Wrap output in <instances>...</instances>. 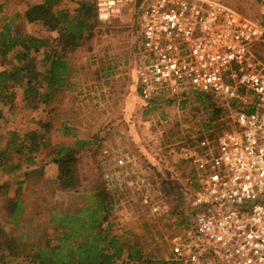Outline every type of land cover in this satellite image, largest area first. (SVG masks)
Returning <instances> with one entry per match:
<instances>
[{"label": "rangeland", "instance_id": "374dc122", "mask_svg": "<svg viewBox=\"0 0 264 264\" xmlns=\"http://www.w3.org/2000/svg\"><path fill=\"white\" fill-rule=\"evenodd\" d=\"M45 1L29 0L30 7L19 16L3 19L1 14L0 29L10 24L12 31L21 27V33L52 38L54 33L47 31L36 18L45 13L41 10ZM8 2V8L20 3L19 0ZM238 2L245 15L257 13L255 0ZM136 13L137 7L131 5L115 14L109 23L96 19L91 42L73 55L74 72L69 78V89L62 91L52 105L55 113L43 119L53 121V125L46 134L49 146L42 151L43 156L37 157V173L32 175L29 190L21 197L25 209L18 225H24L22 230L16 231L18 227L6 217L0 200V225L12 233L9 237L39 244L44 235L55 233L49 224L52 216L93 207L98 203L94 195L102 190L113 202L108 214L113 234L140 238L157 260L162 258L165 262L171 253L170 238L179 235L180 227L174 222L185 217L182 209L179 210L180 204L182 208L186 206L193 189L189 185L191 167L180 159L181 148L228 129L233 110L216 98L210 99L211 106L206 108L207 101L202 104L197 99L200 93L190 92L163 95L153 104L144 103L135 79L139 62ZM16 92V110L8 113L15 120L7 125L0 121V146L4 145L7 131L18 128L26 116H31L30 110L21 105V89ZM216 107L224 110L215 114ZM63 121L71 133L63 130ZM76 140L90 144L76 153L79 185L76 190H62L56 182L57 165L51 159L57 152L56 145L72 146ZM118 153L136 155L137 162L131 171L115 167L113 159ZM10 185L12 196L14 185ZM144 194L157 197L161 210L155 215L141 204ZM21 261L8 263L22 264Z\"/></svg>", "mask_w": 264, "mask_h": 264}, {"label": "built area", "instance_id": "2783aa9c", "mask_svg": "<svg viewBox=\"0 0 264 264\" xmlns=\"http://www.w3.org/2000/svg\"><path fill=\"white\" fill-rule=\"evenodd\" d=\"M255 1L253 16L230 0H142L137 8L143 101L190 92L243 108L228 129L181 148L193 189L169 241L180 264H264V0ZM135 2L93 0L96 19L109 23ZM113 161L131 171L137 157ZM140 202L153 215L161 210L157 197Z\"/></svg>", "mask_w": 264, "mask_h": 264}, {"label": "trees", "instance_id": "16d2710c", "mask_svg": "<svg viewBox=\"0 0 264 264\" xmlns=\"http://www.w3.org/2000/svg\"><path fill=\"white\" fill-rule=\"evenodd\" d=\"M238 1L230 0V4L242 12L243 6ZM55 3L58 0H46L42 8L45 13L36 17L47 31L54 33L52 38L21 33V27L12 31L5 26L0 31V121L7 125L15 120L9 114L16 110L17 89H21L22 107L31 113L21 126L7 131L3 136L4 145L0 146L1 208L18 227L17 232L24 227L18 225L25 209L21 197L29 190L32 175L37 173V157L43 156L42 151L49 146L46 134L53 121L43 119L55 113L52 105L62 91L69 89V78L74 72L73 55L90 43L95 33L96 15L89 4L82 3L77 13L70 14L67 9L51 13ZM141 4L142 0H136L134 6L139 8ZM212 98L206 94L197 96L200 103L207 101L206 108L211 106ZM157 100L143 102L149 105ZM228 106L233 111L243 109L235 103ZM223 110L216 107L215 114ZM65 123L61 127L69 134L72 130ZM88 145L87 141L76 140L72 146H55L57 152L51 162L57 165L56 182L62 190L78 188L76 153ZM10 184L14 185L12 196ZM94 198L98 203L93 207L52 216L49 224L55 233L44 235L39 244L9 237L12 233L0 225V264L19 259L22 264H180L170 252L165 262L162 258L157 260L134 235L113 234L108 223V214L113 208L111 198L102 190Z\"/></svg>", "mask_w": 264, "mask_h": 264}, {"label": "crops", "instance_id": "0c3cea01", "mask_svg": "<svg viewBox=\"0 0 264 264\" xmlns=\"http://www.w3.org/2000/svg\"><path fill=\"white\" fill-rule=\"evenodd\" d=\"M19 5H15L16 7H19V8H11V7H7V3L8 0H7V3H2L0 2V15L2 14L3 15V19L6 18V16H14V15H20V14H23L26 12V10L30 7V3H29V0H19ZM82 3H87L89 4V7L92 8V11H94V8H93V0H58V3H55L56 5L53 6L52 10H51V13H55L57 10H61V9H67L69 10L70 14L71 13H77L78 10L80 9V5ZM41 7H45L44 6V3L41 4ZM41 8V10H42ZM93 13V12H92ZM95 13V12H94ZM93 13V14H94ZM9 21V20H7ZM6 21V22H7ZM9 27L10 28V24L8 25H4L2 26V28L0 30L3 29V27Z\"/></svg>", "mask_w": 264, "mask_h": 264}]
</instances>
